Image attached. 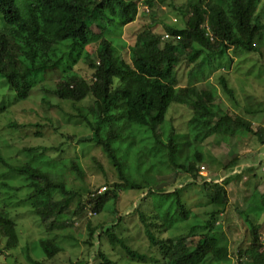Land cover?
Segmentation results:
<instances>
[{"label": "trees", "instance_id": "trees-1", "mask_svg": "<svg viewBox=\"0 0 264 264\" xmlns=\"http://www.w3.org/2000/svg\"><path fill=\"white\" fill-rule=\"evenodd\" d=\"M212 1L188 0L177 6L175 11L179 12L183 26L164 25L168 38L154 33L152 28L141 31L130 50L128 63L108 35L113 27L120 35L123 27L133 23L141 13V2L151 12L154 0H0V14L8 26L6 32L0 33V78L8 82L19 100H25L45 72L61 69L62 78L52 95L75 103L92 98L89 113L93 121L88 118L89 114H81V117L93 128L92 143L101 147L116 172L117 181L107 182L109 187H103L107 192L98 194V188L89 192L84 200L80 191L67 189L60 176L30 164L12 166L0 159L10 173L21 175L27 181L30 193L26 200L43 223L55 224L60 216L70 213L76 197L79 212L91 211L97 215L110 201L116 204L122 192L135 187L149 188L148 194H153V203L159 212L156 218L167 231L173 229L168 240L159 242L142 217L149 240L166 248L164 264L230 262L228 240L218 221L229 205L226 186L232 178L224 184L198 183V164L204 163L203 152L198 147L212 137L225 140L248 134L259 135L262 144L264 140L254 129L255 123L223 111L220 104H216L218 95L214 90L192 85L181 87L178 67L184 61L193 65L202 57L197 68L209 62L214 69L215 59L226 55L231 48L262 54L259 41L264 25L254 14L262 0H225L226 8L210 4ZM92 45H97L93 54L87 50ZM81 60L92 71L90 80L75 72ZM220 83L226 94L234 99V91L224 77L220 78ZM174 104L187 106L193 113L188 134L183 136L177 134L173 126L164 129ZM212 105L219 106L223 113H218ZM142 129L151 133L157 147L165 152L163 158L175 170H182L192 178L189 186L202 187L210 207L203 218H193L192 206L181 197L184 187L169 193L156 192L151 185L140 186L137 178L128 172L126 161L119 155V147L114 145H121L126 137L135 139L136 131ZM184 152L190 155L182 162ZM74 167L82 177L80 167ZM260 206L264 210V195L260 198ZM259 231L260 228L252 223L249 248L237 250L235 264H264ZM95 232L93 230L92 234ZM0 234L7 238V247L17 246V224L7 211L0 214ZM101 235H106L111 244L120 245L132 259L145 264L146 256L117 239L111 229L102 230ZM40 248L49 258L62 251L48 239L40 241ZM98 257L99 264H117L102 252Z\"/></svg>", "mask_w": 264, "mask_h": 264}, {"label": "rangeland", "instance_id": "rangeland-1", "mask_svg": "<svg viewBox=\"0 0 264 264\" xmlns=\"http://www.w3.org/2000/svg\"><path fill=\"white\" fill-rule=\"evenodd\" d=\"M187 1L154 0L150 14L141 10L133 23L121 29L120 35L113 27L108 37L120 50L122 58L130 63V50L141 31L152 28L154 33L165 37L164 25L183 26L175 8ZM209 3L226 8L225 0ZM145 6L142 2L139 5L141 9ZM255 13L264 25V0L256 7ZM7 30L8 26L0 14V33ZM261 38L259 47L262 54L231 48L226 55L214 60V69L209 62H204L201 69L197 68L202 57L193 65L184 61L178 67V80L181 87L192 85L214 90L218 95L216 104H220L223 111L255 123L254 129L264 140V30ZM94 46L97 45L87 48L92 54L95 53ZM75 72L87 80L92 74L83 60ZM44 74L25 100H19L8 82L0 78V159L12 166L30 164L60 176L67 189L80 191L85 200L89 192L109 187L107 182L113 184L117 181L111 162L101 147L92 143L93 128L81 117V114H89L88 118L93 121L89 113L93 100L87 98L75 103L59 99L52 95V90L62 78V70L57 68ZM221 77L234 91V99L224 91ZM212 107L223 113L219 106ZM192 116L187 106L174 104L168 112L164 129L173 126L177 134H188ZM136 132L135 139L126 137L121 145H114L119 147V155L126 161L131 176L137 178L140 186L151 185L153 191L160 193L184 187L181 197L192 206L193 218H203L210 207L202 187L189 186L192 178L182 170H175L163 158L165 152L157 147L151 133L147 134L143 129ZM198 149L204 156V163L198 166H205L211 176L224 177V181L232 178L226 186L229 205L218 222L228 240L231 259L226 264H235L237 250L249 248L252 223L260 228L261 239H264V210L260 206V198L264 195V143H261L259 135L246 134L225 140L212 137L202 142ZM191 153H194L193 146ZM187 155L190 154L184 152L182 162ZM75 165L83 172L82 177L75 172ZM29 193L27 181L21 175L10 173L8 167L0 163V214L9 212L17 224L19 237L16 247H7V238L0 234V264H99L100 252L117 264H143L129 257L120 245L111 244L106 235L102 236V230L106 228L111 229L117 239L124 240L134 252L145 255V264H164L166 248L149 240L142 217L159 242L168 240L173 229L167 231L161 220L156 218L159 212L153 203V194H148L149 188L135 187L122 192L116 204L110 201L97 215H92L91 211L79 212L76 197L70 213L60 216L55 224L43 223L33 213L32 204L26 200ZM119 217L120 223L116 226ZM93 230L96 231L94 235ZM44 239L62 251L52 258L47 257L40 248V241Z\"/></svg>", "mask_w": 264, "mask_h": 264}, {"label": "clouds", "instance_id": "clouds-1", "mask_svg": "<svg viewBox=\"0 0 264 264\" xmlns=\"http://www.w3.org/2000/svg\"><path fill=\"white\" fill-rule=\"evenodd\" d=\"M144 14H146V13H144ZM165 38H168V36L166 35ZM263 156H264V154H263ZM201 167H205V166H199L198 178L196 180L198 183H202V182H213V183H217V184H224V182H225L224 179H223L224 177H221V176H219V177L211 176L210 172L206 169V167H205V169H206V171L208 173V177L201 176L200 175ZM249 168H251V167H249ZM208 179H211V181H208ZM191 181H192V179H191ZM261 241H262V244H263V247L261 249V252H264V239H261Z\"/></svg>", "mask_w": 264, "mask_h": 264}, {"label": "built area", "instance_id": "built-area-1", "mask_svg": "<svg viewBox=\"0 0 264 264\" xmlns=\"http://www.w3.org/2000/svg\"><path fill=\"white\" fill-rule=\"evenodd\" d=\"M142 10L146 14H149V12H150V9L147 6L143 7ZM200 175L203 176V177H208V173H207L205 167H201ZM208 181H211V179H208ZM105 189L106 188L100 189L99 192H98V194L104 193L106 191ZM92 215H96V214L94 213Z\"/></svg>", "mask_w": 264, "mask_h": 264}]
</instances>
